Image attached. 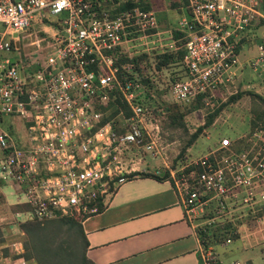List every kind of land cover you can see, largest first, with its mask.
<instances>
[{
    "label": "built area",
    "instance_id": "obj_1",
    "mask_svg": "<svg viewBox=\"0 0 264 264\" xmlns=\"http://www.w3.org/2000/svg\"><path fill=\"white\" fill-rule=\"evenodd\" d=\"M127 1L0 0V181L29 206L23 212L27 219L71 216L76 210L90 215L91 201H104L110 189L134 177L125 150H154L155 134L144 125L149 111L137 102L142 84L128 62L118 77L114 58L117 52L131 56L126 44L140 33L158 34V24L152 9L134 5L116 11ZM178 9L173 29L183 39L182 75L168 92L186 104L239 75L242 44L237 45L264 14L258 0H184ZM21 32L33 47L9 58ZM259 38L254 57L245 60L252 69L264 64V35ZM170 41L159 51L175 50V39ZM116 99L129 115L118 107L101 122ZM3 115L19 120L18 141L1 126ZM230 144L222 137L210 151L168 169L188 219L211 203L208 219H230L240 203L264 207V135L241 148ZM197 253L201 264H247L222 262L199 240Z\"/></svg>",
    "mask_w": 264,
    "mask_h": 264
},
{
    "label": "rangeland",
    "instance_id": "obj_2",
    "mask_svg": "<svg viewBox=\"0 0 264 264\" xmlns=\"http://www.w3.org/2000/svg\"><path fill=\"white\" fill-rule=\"evenodd\" d=\"M151 5L157 19L158 28L154 35H136L126 44L129 55L147 53V64L144 59L139 62L142 73L148 74L151 87L148 90L149 99L143 102L149 108V118L145 119V127L155 134L154 150L148 152L141 147H131L124 152L127 166L139 168L137 172L162 173L168 169H177L184 160L201 155L217 146V141L222 137H228L232 148L244 147L249 143L251 137L264 135V120H258L251 128L250 120H253V109L260 106L264 109V101L260 102L254 95L264 97V64L254 69L245 62L246 59L255 55V45L259 37L264 35V23L250 30L247 34L248 41L241 45L238 57L241 61V72L231 83H226L212 91H209L197 102L196 99L183 104L175 102L169 95L168 86L173 82L171 79L182 75L180 64H171L168 67L154 68L152 52L159 51L165 42H171L170 38L173 28L177 25L180 10L168 6L169 0H147ZM183 13V12H182ZM181 13V14H182ZM163 39H169L163 41ZM18 41L16 51H11L9 58L22 57L29 48L32 49V38L17 34L13 40ZM254 94V95H253ZM237 95L233 100L229 97ZM142 97V96H141ZM142 100V98H141ZM145 100V99H144ZM173 103L186 108L190 104H198V108L183 115L181 121L185 127H170L166 125L165 107ZM214 114L212 121L207 126H202L207 115ZM3 128L12 127V137L17 141L22 134L19 120L11 115H3L1 120ZM198 127L197 132L183 152L181 148ZM261 131V132H260ZM134 160V161H133ZM138 162L132 165L133 162ZM135 162V163H136ZM173 165V166H172ZM0 264H38V258L32 249L30 238L18 228L17 223L27 219V215L13 213L16 196H14L9 184L0 183ZM15 204V203H14ZM213 203L203 206L196 211L191 219L194 231H205L212 226H222L225 223L231 225L228 229L229 242L224 239V234L216 244L209 243L207 246L217 255L225 258L226 263L233 261L247 262L251 264L264 263V207L249 208L243 204L233 207L227 215L230 219H208L212 215ZM223 230H221L222 233ZM69 233L63 228L60 232L52 233L56 241H63L65 247L70 241ZM233 235H236L235 237ZM198 236V234H197ZM199 238V237H198ZM206 242V241H205ZM206 246V245H205ZM219 258V257H218Z\"/></svg>",
    "mask_w": 264,
    "mask_h": 264
},
{
    "label": "crops",
    "instance_id": "obj_3",
    "mask_svg": "<svg viewBox=\"0 0 264 264\" xmlns=\"http://www.w3.org/2000/svg\"><path fill=\"white\" fill-rule=\"evenodd\" d=\"M104 202L103 209L81 222L91 263L201 264L198 238L170 178L133 177ZM218 257L225 262L223 255Z\"/></svg>",
    "mask_w": 264,
    "mask_h": 264
},
{
    "label": "trees",
    "instance_id": "obj_4",
    "mask_svg": "<svg viewBox=\"0 0 264 264\" xmlns=\"http://www.w3.org/2000/svg\"><path fill=\"white\" fill-rule=\"evenodd\" d=\"M258 2H259L260 10L264 14V0H258ZM183 3L184 0H169L168 6L170 5L171 7L179 8L180 6L183 5ZM134 5H137L144 9H152L151 5L147 0H128L127 2H125V4H122L120 7L116 8V11ZM262 23H264V21L259 19L258 22H256L254 25L255 27H257ZM152 31H147V33H151ZM180 36L181 34L178 31H175L174 29L172 30L171 37L172 39H175V43L177 45V48L175 50L167 49L166 51H158L156 49L155 51L152 52V56L155 61L154 63L155 69H160L161 67L165 68L174 63L180 64L181 58L183 56V49L181 48L183 39ZM246 41H248V38L242 37L237 45V49L241 44H244ZM146 54L147 53H141L139 55L127 56L126 54L117 52L114 58L115 60L114 66L116 67V74L119 77L122 74V72H124V70L121 68V65L127 62L132 64V69L137 73L139 79L138 81L142 84V91L137 98V102L140 103L143 108L148 110L149 108H147L143 102H146L149 99L148 90L151 87V80L149 75L142 73V70H140L138 67L139 62H141L143 59L145 61V64L148 63ZM145 66L148 67V64ZM179 77L180 76H175V78H172L171 80L174 81L176 79H179ZM236 96L237 95H232L229 98L233 100ZM254 96L258 99V101L260 102L264 101V97H261L259 95H254ZM196 100L198 102L200 98L198 97ZM115 101H116V105H110V107L106 108V111H103L104 117L102 118L101 122L117 114L118 107L122 110L125 116L129 115L130 112L129 109L126 107L125 103L123 101H120L119 99H116ZM163 108L165 109L166 112L165 113L166 125L170 127L176 126L177 128H182V130L185 131V127L181 119L183 115H185L186 113H189L190 111H193L196 108H198V104L197 105L190 104L186 108H182L180 105L173 103L172 105H166ZM216 112L217 110L207 115L202 126L205 127L209 125ZM252 113L254 115V118L253 120H250L251 128L256 124L258 120L259 121L264 120V109L260 108V106L257 105V107L253 109ZM23 123L24 125L28 124L27 121H23ZM200 128L202 127H198L196 132L189 137V139L186 141L184 146L181 148L180 152H183L185 146H187V144L191 142L195 134L200 131ZM8 130L12 132L11 127H9ZM230 147H232L231 144ZM233 148H237V146H234ZM176 174L178 175L179 172H176ZM129 176H134V177L151 176L157 179L169 178L168 172L166 170L162 171V173L159 174L134 171ZM110 191L112 193L115 191V189H110ZM104 205L105 202L101 200L100 197H98L95 200L91 201L88 204V207L94 208L93 213H96L101 209H103ZM11 208H13L11 210L13 213H22L27 211L29 209V206L24 203H15ZM86 216H88L87 213H83L80 210H76L71 216H58L52 219H26L22 222H19L17 226L23 232V234L25 233L30 238L32 249L34 250L39 261L37 262L38 264H93L85 256V249L87 244L82 232L81 222ZM230 227L231 225L229 223H225L224 225L219 227L213 226L212 228L211 226L205 231L198 230L197 231L198 236L197 234L196 236L197 238L199 237L198 240L202 243L203 246L205 245L207 246V244L209 243L216 244L221 238L223 237L224 239L228 238V237L225 238V236L226 234H228L229 231L228 229H230ZM63 228H65V230L69 233L68 236L70 238V241L67 243L65 247L62 245L63 241L60 240L56 241L55 239L52 238L53 232L54 234H56L60 232V230H62ZM221 230H223L222 233ZM223 234L224 236L222 237ZM233 236L235 237L236 235Z\"/></svg>",
    "mask_w": 264,
    "mask_h": 264
}]
</instances>
